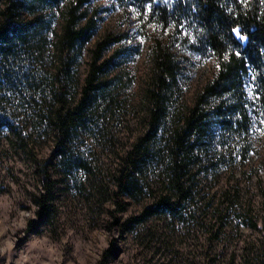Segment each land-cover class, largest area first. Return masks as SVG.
Returning a JSON list of instances; mask_svg holds the SVG:
<instances>
[{"label": "rangeland", "instance_id": "1", "mask_svg": "<svg viewBox=\"0 0 264 264\" xmlns=\"http://www.w3.org/2000/svg\"><path fill=\"white\" fill-rule=\"evenodd\" d=\"M72 6L83 13L78 24L92 19L96 28L76 58L69 97L79 90L93 51L108 40L100 62L112 59L103 78L112 81L113 101L107 110L102 105L107 113L72 147L86 166L70 173L58 159L50 165L51 199L43 218L37 195L47 189L36 162L52 152L53 131L47 120L28 122V111L27 126L19 127L14 118L2 123L0 101V264H264V122L253 119L249 138L239 145L221 142L215 133L195 151L181 218L162 213L133 220L167 192L152 170L139 177L141 193L120 192L116 185L123 157L146 130L144 90L153 40L166 41L181 66L179 108L192 105L217 65L126 2L64 0L52 9L23 11L26 19L42 16L51 23L43 53L49 68L54 39Z\"/></svg>", "mask_w": 264, "mask_h": 264}, {"label": "trees", "instance_id": "2", "mask_svg": "<svg viewBox=\"0 0 264 264\" xmlns=\"http://www.w3.org/2000/svg\"><path fill=\"white\" fill-rule=\"evenodd\" d=\"M62 1L0 0L1 121L14 118L22 127L32 119L41 125L47 120L54 134L49 157L36 162L47 189L37 195L40 218L48 213L51 199L50 165L58 159L60 168L70 173L85 165L75 155L74 143L101 113H107L102 105L107 110L113 101L112 81L103 78L112 59L100 62L108 40L93 51L79 90L69 97L75 90L76 58L96 28L92 19L78 24L83 14L78 13V6L64 14L54 39L53 64L50 68L44 65L51 23L42 16L26 19L23 11L43 6L52 9ZM116 1L135 7L148 23L169 28L170 38L181 40L199 58H212L217 65L215 75L199 90L192 105L179 108L181 66L166 41L153 40L144 90L146 130L123 157L116 175L119 191L131 195L141 193L139 177L149 170L167 185V192L157 195L141 217L133 220L162 213L181 218L190 199L186 176L195 151L210 144L215 133L221 142L239 145L249 138L253 119L264 122V0ZM149 4L151 10L145 15ZM35 92L41 96V106ZM27 111L31 114L28 122L24 118Z\"/></svg>", "mask_w": 264, "mask_h": 264}, {"label": "snow or ice", "instance_id": "3", "mask_svg": "<svg viewBox=\"0 0 264 264\" xmlns=\"http://www.w3.org/2000/svg\"><path fill=\"white\" fill-rule=\"evenodd\" d=\"M151 10V5L149 4L147 9H146V12H145V15L147 14V11H150ZM237 35L239 36L240 34L237 33ZM241 39H243V37H240Z\"/></svg>", "mask_w": 264, "mask_h": 264}]
</instances>
